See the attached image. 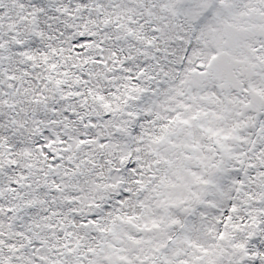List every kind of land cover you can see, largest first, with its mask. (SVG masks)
I'll list each match as a JSON object with an SVG mask.
<instances>
[{
	"label": "snow or ice",
	"instance_id": "snow-or-ice-1",
	"mask_svg": "<svg viewBox=\"0 0 264 264\" xmlns=\"http://www.w3.org/2000/svg\"><path fill=\"white\" fill-rule=\"evenodd\" d=\"M0 264H264V0H0Z\"/></svg>",
	"mask_w": 264,
	"mask_h": 264
}]
</instances>
